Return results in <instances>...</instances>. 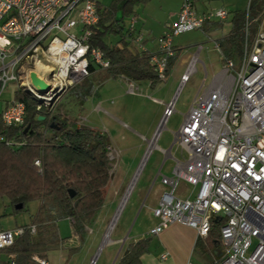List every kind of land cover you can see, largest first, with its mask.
Here are the masks:
<instances>
[{"label":"built area","instance_id":"2783aa9c","mask_svg":"<svg viewBox=\"0 0 264 264\" xmlns=\"http://www.w3.org/2000/svg\"><path fill=\"white\" fill-rule=\"evenodd\" d=\"M96 5L94 0H0V93L8 83L15 82L17 89L50 108L49 99L56 94L52 100L56 101L88 76L89 64L108 67L102 52L89 43L91 28L98 20ZM248 9L238 65L223 59L214 41L221 56V70L208 85L203 79L188 112L183 115L173 143L187 153V159L175 160L172 170L175 179L164 178L171 190L163 193L152 209L158 224L147 233L157 235L178 222L194 229L197 237H205L209 220L223 217L219 228L223 250L209 264H264V9L254 18ZM227 17L228 12L223 8L198 15L194 0H182L177 18L165 25V32L156 39V52L151 53L150 64L157 78L161 82L166 79L168 59L176 51L175 36L201 30L204 23ZM258 19L260 24L249 46L246 36ZM134 23L132 16L126 26L128 40L138 50L146 51L145 37L135 29ZM75 29L79 30L74 32ZM201 48L197 45L196 53L188 59L180 76V88L195 72ZM29 71H34L50 87L46 94L40 95L30 86ZM121 80L126 94L141 95L134 82L124 77ZM148 98L164 106L150 140H155L156 145L162 127L174 112L175 97L167 104ZM23 116V104L11 102L1 111L0 121L6 126L20 125ZM179 180L197 186L192 198L174 196ZM29 231L34 234V226H29ZM22 233L21 227L0 230V250L12 246ZM12 259L7 256L10 262ZM32 259L38 264H49L37 256Z\"/></svg>","mask_w":264,"mask_h":264},{"label":"trees","instance_id":"16d2710c","mask_svg":"<svg viewBox=\"0 0 264 264\" xmlns=\"http://www.w3.org/2000/svg\"><path fill=\"white\" fill-rule=\"evenodd\" d=\"M149 0H113L107 7L96 5L97 23L91 28L89 43L98 48L108 67L96 68L89 64L88 76L71 89L85 100L93 83L101 84L108 79L124 77L135 84L148 83L154 87L161 81L150 64L151 53L138 50L127 37L123 18L135 16V8L146 5ZM255 2L249 5V15L254 18L259 10ZM245 10L234 11L227 34L218 38L223 59H230L238 65L245 41L243 25ZM251 24L246 36L251 46L256 29ZM221 28V22L211 21L202 25L203 33ZM106 35L117 36L113 43H106ZM178 55L167 62L166 76ZM83 88V89H81ZM11 102L24 106L23 121L20 125L6 126L0 121V200L6 199L15 214L25 209L28 203L37 202V210L29 224L22 226L23 233L12 246L0 250V256H12V262L0 264H38L32 257L46 259L47 254L61 247L70 237L83 241L86 227L104 203L106 186L110 178L112 160L109 158V139L103 133L85 126H78L75 120L53 114L51 108L40 103L29 93L17 89ZM43 120H38L39 117ZM53 124V127L50 125ZM13 142L14 145H8ZM38 161L36 165L34 162ZM73 193L70 196L69 192ZM22 204L21 209H14ZM67 219L71 227L69 237L61 238L57 222ZM223 217H212L205 237H199L194 250L218 259L223 246L219 228ZM34 226L35 233L29 231ZM151 237H142L129 243L117 264H140V257L147 252ZM220 248V250H219ZM74 249H71L70 253ZM218 250L220 254H214Z\"/></svg>","mask_w":264,"mask_h":264},{"label":"rangeland","instance_id":"374dc122","mask_svg":"<svg viewBox=\"0 0 264 264\" xmlns=\"http://www.w3.org/2000/svg\"><path fill=\"white\" fill-rule=\"evenodd\" d=\"M94 1L102 7H107L113 0ZM227 1L228 0H194V9L197 11L200 5L207 9L209 8V11H214L220 7L229 8L226 3ZM181 2L182 0H149L146 5L137 6L134 16L135 23L133 24L135 29L138 30L139 25H147L153 28V31H151L152 36L157 39L165 32V23L168 21L171 23V17L169 16L171 12L169 10L173 11V9L176 8V4H179L180 9ZM251 2L254 3L255 0L244 1L245 11L247 7L249 8ZM256 5V8L260 12L264 9V0H256ZM130 18L131 17L123 18L124 26H127ZM222 23L223 28L214 34L207 35V33L195 29L175 36L173 38V46L176 49L178 57L171 67L169 74L164 81L156 84L152 88L138 86L139 91L141 90V96L136 97L126 94L125 83L117 78L108 79L98 85L93 83L92 89L85 100H80L78 96V92L82 93L85 91L74 88L63 93L56 101L49 102L48 106L51 108L54 115L60 114L62 117L75 120L78 126L92 128L103 133L107 138H111V130H118L115 124V119L118 118L123 120L137 133L143 135L146 140H149L151 135H146L144 129L151 125L154 126V130L157 128L163 108L161 105L152 102L147 96L164 103L172 101L175 97L174 112L160 131L156 141L157 147L154 146L148 152L126 201L118 214L115 224L112 227L113 229L108 235L109 239L126 238L125 241H128V243L133 242L134 238L138 236V233L145 232L150 225L155 222L151 212L148 210V205L156 195L171 190L170 185L163 184L162 176L176 178L172 173L175 161L172 158L165 157L164 151L169 149V153L178 161L187 159V153L181 151L178 144L173 143L175 133L178 131L183 120V115L188 112L203 79H205L204 84L208 85L213 75L221 70V56L215 48L214 40L222 36V33H226L229 29L228 21ZM259 24L260 19L254 23L251 30L253 31L254 28L258 29ZM257 29L255 31H257ZM76 30L79 29L73 31L75 32ZM140 32L147 38L144 32ZM117 39V36L114 35H106L104 37V41L110 44H113ZM199 44L203 49L198 53L199 61L195 65V72L180 88V76L186 68L183 60L194 55L197 50V45ZM16 90L17 83H8L6 88L0 93V105L5 101H12ZM122 101H126V103L130 101V104L135 108L133 110L129 107L125 116L116 110V107H119ZM120 132L126 134L124 131ZM146 140L142 142L139 151L140 154L137 155V151L135 150L136 154L133 153L132 155L124 156L118 151L119 148H117L112 139L113 151L109 154V158L113 160L111 163L110 178L106 186L104 203L86 227V231L91 230L93 232L91 237L93 239L92 243H81V245L76 248L77 251L72 253V257L67 264H82L83 261L87 262L91 257H95L93 264H112L120 243L117 245H110V247L109 245L101 246V236L106 231L127 186L133 178V174L143 154L147 152L148 146ZM158 171H160L159 174ZM196 190L197 186L194 187L185 181L179 180L173 193L176 197L181 195L192 198ZM37 206V202H30L25 209L14 215H16L21 222H27L35 214ZM11 211L12 209L7 200L1 199L0 226L1 221L8 218L9 213L13 215ZM57 231L59 235L66 233L70 234L71 227L69 221L67 219L58 220ZM255 243L256 241L253 240V245ZM124 249L125 247L122 251H124ZM65 252L67 251L65 250ZM57 256L58 251H51L48 253L50 261L54 262V264L57 262Z\"/></svg>","mask_w":264,"mask_h":264},{"label":"crops","instance_id":"0c3cea01","mask_svg":"<svg viewBox=\"0 0 264 264\" xmlns=\"http://www.w3.org/2000/svg\"><path fill=\"white\" fill-rule=\"evenodd\" d=\"M244 1L245 0H228L226 3H227L229 8L220 7V8L225 9L228 12V17L225 19V21L229 22V29L231 26L230 21H231V18L233 16L234 11H238V10L242 11L245 9ZM169 11L171 12L169 14V16L171 17L170 21L173 22L177 18L178 11H179V4L178 5L176 4V8L173 9V11H171V10H169ZM207 12H210L209 8L207 9V8L203 7L202 5L198 6V10L196 11V13L198 15H201V14H204ZM225 21L224 20L219 21V22H221V28L220 29L223 28L222 22H225ZM214 22H217V21H214ZM166 24H169V21L166 22L165 25ZM220 29L214 30V31L209 30V32H207V35L217 33L220 31ZM229 29H228V31H229ZM138 31L144 32L147 36V38H145V40H144V47L147 49V51H149L150 53H155L157 47H156V39L153 38L152 32H151V31H153V28H151L147 25L145 26L144 24H142L141 26L139 25ZM227 32L224 34L222 33V36L227 34ZM220 37H217L215 40H217ZM202 49H203V47L201 48V50ZM188 59L183 60L184 65H186V63L188 62ZM203 67H204V64H203ZM136 85L139 87L140 86L149 87L148 83H141V84H136ZM149 88H151V87H149ZM131 96L137 97V96H141V95H131ZM5 102L0 105V113L4 109ZM8 102H10V101H8ZM169 102H171V101H168L166 103L163 102V103L167 104ZM130 105H131L130 101H128L127 103H126V101H122L119 104V107H116V110H117V112H119V113L123 114V116H125L127 114L129 107L133 110L135 109L132 105H131L132 107ZM162 108H163L162 109V113H163L164 106H162ZM115 120H116L115 124H116L118 130H116V129L111 130L110 136L113 139V142L115 143L117 148H119L118 151H120V153H122L124 156L132 155L133 153H135V150L137 151V155L140 154L139 151H140L142 142H144L146 140V138L143 135L137 133L132 128H130L123 120L118 119V118H116ZM144 130H145L144 132L146 135H149V136L151 135L150 139L146 140L147 146H148V142L152 139L154 131H155L154 126L151 125L150 127H146ZM120 131H124V132H126V134H122ZM111 138L109 137L108 139H109V145H110L109 147H110V150L112 152L113 146H112V139ZM127 139H131V140H127ZM133 142H135V143H133ZM131 143H133V144H131ZM164 152H165V157L172 158L174 161L177 160L169 153V149L165 150ZM144 154H143V156H144ZM143 156H142L141 160L143 159ZM141 160H140V162H141ZM140 162L137 166L135 173L133 174V177L137 174V172L140 168V165H141ZM159 172L160 171H158V174H159ZM164 178H167V177L162 176V182H163V184H167V182L164 181L165 180ZM132 179H131V181H132ZM167 179H169V178H167ZM131 181H130V183H131ZM130 183H129V185H130ZM129 185L127 186V189L129 187ZM162 194H163V192L160 195H156L155 198H153L148 205V210L151 212L152 216H153L152 209L157 206L158 201H159ZM124 195H125V193H124ZM124 195H123V197H124ZM177 197L181 198V199L188 198V196L186 197V196H181V195H178ZM121 200H120V202H121ZM120 202H119V204H120ZM117 210H118V207L116 208L115 213H114L113 217L111 218L110 223L112 222ZM153 218L155 219V222L152 225H150V227L145 232L138 233V236H136L133 240V242H135L136 240H138L142 237H151V241H150V244L148 246L147 252L142 254L140 257V264H186V262H188V261L192 262L193 264H209L211 262V260H212L211 257H209L207 255H203L200 252H198V251L196 252L194 250V244L196 242V239L199 237H197L194 229H192V228H190L184 224H181L178 222L172 223V224L168 225L159 234L154 235V236H149L147 234L148 231L158 224V219L155 218L154 216H153ZM30 221H31V219L27 222H21V220H19V218L16 215H14V214L12 215L9 213L8 218H6L4 221H1L0 230H11V229H14L16 227H22L24 225L29 224ZM110 223H109V225H110ZM109 225H108V227H109ZM108 227H107L106 231L103 233V235L101 236L100 242H101V246H108L109 245V247H110V245H117L118 243H120V246L118 247V251L115 254V257H114L113 262H112V264H117L118 259L122 256L127 245L129 243H132V242L128 243V241H125L126 238H123V239L120 238V239H115V240H111L109 238L106 239L105 235L108 231ZM92 234H93V232L91 230L86 231V235H85V238L83 239V241H80L76 237H70L64 243H62L60 248H58L57 250H53V251H58V256H57V260H56L57 262L55 264H67L69 259L72 257V253L74 251H77L76 248L79 247L81 245V243L82 244L85 242L92 243V240H93L91 238ZM60 235L59 236L61 238L70 236L69 233L60 234ZM124 247H125V249H124V251H122ZM71 249H74V250L70 253ZM65 250L67 252H65ZM219 250H220V248H219ZM214 254L219 255L220 252L218 250H215ZM7 256L8 255L0 256L1 261H4V262L8 261ZM46 260L49 262V264H54V262L50 261L48 254H47ZM93 261H95V257L89 258L87 262L83 261L82 264H87V263L93 264L94 263Z\"/></svg>","mask_w":264,"mask_h":264},{"label":"water","instance_id":"95a60500","mask_svg":"<svg viewBox=\"0 0 264 264\" xmlns=\"http://www.w3.org/2000/svg\"><path fill=\"white\" fill-rule=\"evenodd\" d=\"M27 79H28L30 86L35 90L36 93H38L40 95L46 94L48 92V90L50 89V87L44 82V80L39 78L34 71H29L27 73ZM51 91H53V89H51ZM54 96H56V94ZM53 97L51 99H49L48 101L52 102ZM43 119H44V117H42V116L38 118V120H43ZM53 126H54L53 124L50 125V127H53ZM69 193H70L69 194L70 196H73V193L71 191ZM21 208H22V204H18L14 207V209H17V210L21 209Z\"/></svg>","mask_w":264,"mask_h":264},{"label":"bare ground","instance_id":"6f19581e","mask_svg":"<svg viewBox=\"0 0 264 264\" xmlns=\"http://www.w3.org/2000/svg\"><path fill=\"white\" fill-rule=\"evenodd\" d=\"M148 143H149L150 145H149V148L147 149V152H146V154L144 155L143 159L146 158V156H147L148 152L151 150V148H153V147L155 146V140H152V141H150V142H148ZM143 159H142V160H143ZM142 160H141V162H140L141 165H140L139 170L141 169V167H142L143 162H144L145 159H144L143 161H142ZM139 170H138V172H139ZM138 172H137V174L133 177V179H132V181H131V183H130L128 189H127L126 192H125L124 197L122 198V200H121V202H120V204H119V206H118V210L116 211V214H115V216H114L112 222L110 223V225H109V227H108V231H107V233H106V235H105L106 239H108V234H109L110 231L113 229L112 227H113V225L115 224V220H116V218H117V216H118V214H119V212H120L122 206H123L124 203H125V200H126L128 194H129V192H130V190H131V188H132L133 182L135 181V179H136V177H137V175H138Z\"/></svg>","mask_w":264,"mask_h":264}]
</instances>
